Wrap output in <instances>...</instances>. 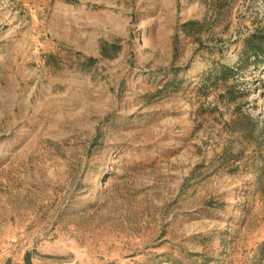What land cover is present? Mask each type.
I'll use <instances>...</instances> for the list:
<instances>
[{"label": "rangeland", "instance_id": "rangeland-1", "mask_svg": "<svg viewBox=\"0 0 264 264\" xmlns=\"http://www.w3.org/2000/svg\"><path fill=\"white\" fill-rule=\"evenodd\" d=\"M256 49L264 0H0V264H264Z\"/></svg>", "mask_w": 264, "mask_h": 264}, {"label": "trees", "instance_id": "trees-1", "mask_svg": "<svg viewBox=\"0 0 264 264\" xmlns=\"http://www.w3.org/2000/svg\"><path fill=\"white\" fill-rule=\"evenodd\" d=\"M254 55H255V58L258 59L260 57H264V50L262 49H256L254 51ZM226 70H229V69H226ZM22 264H31V262L29 261L28 258H25L24 262Z\"/></svg>", "mask_w": 264, "mask_h": 264}]
</instances>
